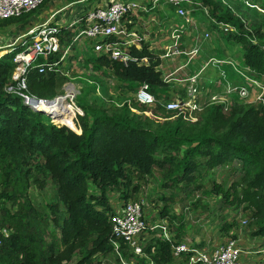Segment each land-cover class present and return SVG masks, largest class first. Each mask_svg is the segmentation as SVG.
<instances>
[{
  "label": "trees",
  "instance_id": "trees-1",
  "mask_svg": "<svg viewBox=\"0 0 264 264\" xmlns=\"http://www.w3.org/2000/svg\"><path fill=\"white\" fill-rule=\"evenodd\" d=\"M200 1L208 8L211 18L208 25L219 28V20L233 25L235 30H228L222 38L233 41L241 62L257 74L264 73V13L254 17L258 13L254 10L253 14L243 12L241 17L222 0ZM262 2L260 8H264ZM31 10L0 19V26ZM66 34L69 37V32ZM16 47L0 55V158L8 169L14 162L16 165L12 170L14 176L3 181L5 189L0 196L17 199V193L23 192L27 184L26 177L34 175L28 168L22 169V164L28 163L32 153L40 150L45 159L38 160V174L34 179L37 181L46 175L54 183L53 200L48 207L62 234L56 238L51 232L52 240L47 242L43 237L46 226L43 229L34 216L28 217L30 211L37 215L44 210L29 206L10 213L5 207L6 224L14 230L9 234L0 232V264H59L74 251L82 255L76 264H98L93 262L95 253L114 251L110 241V214L114 206L108 190L116 189L118 197L127 201L139 191V181L146 179L154 167L163 171V185L179 188L180 182L186 186L203 168L225 165L235 158L241 164L237 178L228 187L214 182L212 188L221 194L225 203H245V207L252 208L253 217L259 222L252 234L264 237V109L260 102H242L235 98L227 113L221 105L212 104L198 112L196 122L181 116L153 121L147 114L134 116L128 103L108 109L95 100H86L79 104L83 113L62 118L61 124H56L51 115L30 108L19 96L4 89L13 68ZM131 52L145 55L149 62L124 64L105 55L88 58L93 60L96 69L111 71L132 88L143 82L157 97L165 94L168 98L170 83L162 79V71L156 67L161 58L148 48L147 42L139 47L132 45ZM51 57L57 58L58 54ZM65 80V75L58 70L39 72L32 68L27 74L30 91L39 96L54 94ZM145 109L148 107L141 108ZM151 110L162 116L156 106ZM9 186L11 193L6 189ZM173 193L170 192V197ZM159 215L167 217L171 224L176 218L168 203L161 206ZM42 218L48 220L44 213ZM182 225V221L176 224V229L170 225L178 241L183 233ZM231 227L232 223L227 222L221 229L229 232ZM142 241L143 250L157 264H173L170 240L151 232ZM57 243L64 247L57 250ZM120 250L126 259H129L127 255L133 256L122 239ZM138 262L146 264L144 257H139Z\"/></svg>",
  "mask_w": 264,
  "mask_h": 264
},
{
  "label": "built area",
  "instance_id": "built-area-1",
  "mask_svg": "<svg viewBox=\"0 0 264 264\" xmlns=\"http://www.w3.org/2000/svg\"><path fill=\"white\" fill-rule=\"evenodd\" d=\"M42 1L0 0V18L19 15L35 8ZM222 1L225 2V0ZM162 6H166L167 10L170 8L176 16L185 20H189L188 14L197 9L209 14L207 6L203 5L200 0H102L99 4L74 15L71 19L42 21L20 35L19 47L12 58L13 68L10 80L6 82L4 89L19 96L22 102L30 108L35 109L41 106L51 109L55 116L62 115L64 118H71L83 113L82 108L75 101L76 93L73 88H66L64 92L52 97L39 96L31 92L27 83L28 72L32 68H37L39 72L58 70V64L64 53L57 58L51 56L61 51L62 38L68 35L66 32H69V40L63 47L65 51L81 44L80 48L84 47L86 50L88 46V51L94 57L105 55L124 64L129 61L138 64L148 63L145 55L138 56L131 52V46L139 47L143 38V35L133 27L132 16L150 14ZM55 14H50L47 19H52ZM217 26L223 30H230L234 27L222 20L217 21ZM183 31L182 27L174 26L171 29L172 40L165 46L162 54L163 56L187 55L185 63L179 67L185 66L199 49L196 44L185 47L180 42ZM207 36H209L208 32L204 34V37ZM13 43H10L9 50L15 47ZM222 63H228L233 72L230 70L226 73L224 69H221ZM210 64L219 70L221 78L209 79V81L203 79L201 71ZM231 75H234L237 80H232ZM162 78L167 82L170 80L177 83L176 92L173 94L170 92L168 98H165V94L157 97L149 90L146 83L141 82L138 84L136 99L148 106L161 105L163 109L173 113L169 117L181 116L188 121H197L198 112L208 105L219 104L222 108H227L235 98L247 100L253 95H255L253 99L260 102L264 109V73L257 74L248 64L228 55H210L197 70L183 73L178 77L168 73L162 75ZM51 104L56 106L51 108ZM143 112L160 117L150 108ZM51 117L52 122L56 124L62 121L52 115ZM112 203L114 209L110 214V241L121 264H131L122 255L121 239L128 245L133 256L144 257L146 264H157L143 250L142 240L146 232H152L172 242L173 264H247L245 256L250 253V249H244L240 239L236 236L229 235L223 241L211 244L178 241L173 237L174 233L170 229L167 217L159 215V212L153 216L145 212L143 198L131 197L127 201L118 198ZM0 232L5 233L2 225H0Z\"/></svg>",
  "mask_w": 264,
  "mask_h": 264
},
{
  "label": "rangeland",
  "instance_id": "rangeland-1",
  "mask_svg": "<svg viewBox=\"0 0 264 264\" xmlns=\"http://www.w3.org/2000/svg\"><path fill=\"white\" fill-rule=\"evenodd\" d=\"M101 1L102 0H47L46 3L43 5L41 4L42 6H37L35 9L24 13L21 16L10 18L13 20L11 23L0 26V55L7 52L6 49L10 47L11 42H14L13 46L16 47L21 38L20 35L32 26L37 25L38 23L45 20L57 21L62 19H71L74 15L86 11L94 5L99 4ZM262 1L263 0H225V2H227L233 8L235 14L241 15V17H243V12V14H253L254 10H258L257 14H253L254 17H260L261 14L264 13V8H260L261 5H259L263 3ZM197 10L201 11V9ZM54 13H57L55 19H47L49 14ZM202 13L207 16L208 20L210 19L208 14L204 13L203 11ZM154 15L159 16V13L156 11ZM160 15H163V13L160 12ZM139 20L140 22L143 21L142 19ZM248 24L249 23L246 24V27ZM143 25L146 26L147 24L144 23ZM161 27H163L162 32L164 37L162 39H164L169 35L171 27L168 25V23ZM213 29L215 32L210 33V37H212L211 39L213 41L220 40L222 37H224L225 32L228 31L216 27H213ZM145 30L147 33H149V36H155L156 33H159L157 30L162 29L158 27L155 21H151L150 24H148V28ZM231 30H235V27L229 31ZM68 40V36H64L62 38L63 47L66 46ZM222 41L226 48V53H222L217 50L219 55H228L229 57H233L235 60L241 62L237 47H235L233 41L224 38ZM81 46L82 45L80 44L79 46L73 47L72 49H68L66 51L65 48L62 47L61 51L58 53V56L64 53V56L58 64V71L65 75L66 80L63 81L61 86L58 87L54 94L49 95L48 97L55 96L57 93H62L66 88H73L76 93L75 101L78 104L84 103L86 100H95L97 103L107 107L108 109H111L114 106H120L124 103H128L135 108L131 109L134 111V116H137L136 113L142 115L146 114L141 110V108L144 106L148 107V109L155 108V105H143V103L137 101L136 91L138 85L134 89L127 81L121 80L111 71L96 69L93 66V60L88 58L89 55L91 56V53L88 51L89 47L86 46L87 49L84 50V47L80 48ZM205 61L206 59H204L201 64L203 65ZM198 67L196 69H198ZM213 68L216 72L213 71ZM220 68L224 69L226 73H229L230 70L232 71L231 66L228 63H222ZM204 71L208 79L213 80L218 77L221 78L219 70L211 64L205 67ZM10 74L6 82L10 80ZM254 97L255 95L251 96L247 100H242V102H256V100L253 99ZM231 105L227 108H222L223 112L227 113ZM209 106L210 105L206 107ZM156 110L160 112L162 116H150L153 121H163L165 119L174 120L176 118L163 116V114L169 112L163 109L161 105L156 106ZM196 122H198V120ZM44 159V154L40 150H37V153L36 151L32 153L28 163L22 164V169L28 168L30 173L32 172L31 174L34 175H30L28 178L26 177L27 184L25 183L26 186L23 192L17 193V199L12 200L4 196H0V224H2L4 227V234H9L14 230L13 226H8L6 224L7 221L5 220V207L9 209L10 213H18V210H26L27 207L31 206L30 209L36 208V210H44L40 212H42V214L44 213L48 218V220H45L42 218V214L34 215L33 211H30L28 214L29 218L34 216V220L38 221L43 229L46 226L43 231V237L45 240L50 242L53 235L54 237L56 236V238H61V228L54 222V214L48 207V203L53 200L52 191L54 183L51 181L49 176L47 177L46 175L45 178L41 177L39 180H37L38 182L34 179V176L38 174V171L36 170L38 160ZM240 166V161L235 158L231 163L225 165L217 164L210 169L203 168L199 175H197L195 179L189 182L186 186L183 185V182H180L179 188L163 185L165 182V178L162 175L163 171L157 167H154L153 171L146 176V179L139 181L140 189L133 195V197L143 198L145 200V212H148V214L152 216L156 212H159L161 206L164 203H168L170 212H174L176 214V218L174 222H172L173 224L169 223L168 221L169 226L171 225L173 229H176V224L179 221H182V226H186V228L189 229L188 235H196L197 237L201 238L204 234H209V237H207L208 239H210L211 236L216 239L217 235L221 234V237L218 239L223 241V239L229 237V235L234 234V236L240 238V240L242 239L240 242L242 246H244V249H250L246 263L264 264V237L261 235H256L261 237L260 241H256L254 244L250 245V238L255 236L252 234V231L257 228L259 223L257 219L253 217L252 208L245 207V203L238 205L225 203L221 197V194H217L212 188L214 182L228 187L232 180L237 178L239 175ZM15 167L16 165L14 162V164L9 166L8 169L4 159L0 158V192L5 189L3 187V181L14 176L12 170H14ZM6 189L9 190L10 193L13 191L11 186L7 187ZM189 189L190 191L187 192ZM170 192H174L172 197H170ZM108 195L112 202L118 200L119 198L118 191L116 189L108 190ZM164 196H169V198L165 201L163 199ZM227 222L232 223V227L230 228L231 230L229 232L223 231V228L221 229L223 224H226ZM51 232H53V235ZM144 235L147 236L149 233L146 232ZM208 239H205L202 244H205L206 240ZM212 242L213 241L209 242V244ZM57 244V250H61L64 247L62 244ZM114 252L115 251L113 250H110L107 253L97 252L94 255L93 262H98V264H121L118 254ZM81 256L82 255L78 254L77 251H74L71 257L62 258L59 264H76ZM127 257H129L128 260L131 262V264H139V257L132 255H127Z\"/></svg>",
  "mask_w": 264,
  "mask_h": 264
},
{
  "label": "crops",
  "instance_id": "crops-1",
  "mask_svg": "<svg viewBox=\"0 0 264 264\" xmlns=\"http://www.w3.org/2000/svg\"><path fill=\"white\" fill-rule=\"evenodd\" d=\"M165 7L166 6L159 7L157 9H155V11H153L150 14H140L138 16L137 15L132 16L133 27L140 34L143 35V38L140 41L141 42L140 44H142V42H147L148 48L150 50H152L156 55H158L159 58H163L159 61L158 64H156V67L160 68L162 71L161 77H162V75H165L168 73L178 77L180 75H183V73H187V72H190L192 70H197L196 68L199 66V64H200V66L198 68H200L202 66L201 63L204 61V59H207L208 56H210V55L220 56L219 53L217 52V50H219L222 53H226V48L222 43L223 38L220 37L221 38L220 40H214V41L211 39L212 37H210V33L215 32V30L208 25L209 20H208L207 16L202 13V11H199V10L191 11L190 14H188L189 20H185L184 18H180V17L176 16L174 11L171 10L170 8L167 10V8H165ZM156 11L159 13V16L154 15V13ZM160 12L163 13V15H160ZM56 14L53 15L52 19L56 18ZM49 15H48V17H49ZM208 16H209V14H208ZM209 18H210V16H209ZM139 19H142L143 21L140 22ZM151 21H155V23L158 25V27L162 29V30H157V31H159V33H158L159 35L156 33L155 36H149L148 35L149 33L146 32L145 29L148 28V24H150ZM144 23H146L147 25L146 26L143 25ZM167 23L171 27L170 31L174 26L183 28L184 31L182 32L180 42L185 47H191L194 44L199 46L197 53L192 56L191 60L185 66L179 67L180 65L185 63V61L187 59V55H170V56H163L162 55L165 51V46H167L172 40L171 36H170V31H169V35L166 38L162 39L164 37V34L162 32L163 27H161V26H164ZM206 32L209 33V36L204 37V34ZM9 48L6 50L10 51ZM213 71L216 72L214 68H213ZM201 75H202L204 80L209 81L204 69L201 71ZM230 78L232 80H237L234 75H231ZM213 80H215V79H213ZM168 82L170 83V86H169L170 89H169L168 93L170 94V92H171V94H173L174 92H176L175 90H177V89L175 86H177L178 84L173 82V81H170V80ZM147 115L151 116L149 114H147ZM182 231H183V233L180 236V240H186V241L202 244L204 242V240L208 239L207 237H209V234H206V235L204 234L203 237H201V238L197 237L196 235H194V236H191L190 234L188 235L189 229H187L186 226L183 227ZM220 237H221V234H218L216 239L213 236H211L210 239L206 240L205 244H207V243L209 244V242H211V241H213L212 243L218 242V241H220V239H218ZM260 238L261 237H259V236L251 237L250 238L251 244L250 243L249 244L252 245L256 241H260ZM245 246H247V245H245ZM247 257H248V254L245 256V261H246Z\"/></svg>",
  "mask_w": 264,
  "mask_h": 264
},
{
  "label": "water",
  "instance_id": "water-1",
  "mask_svg": "<svg viewBox=\"0 0 264 264\" xmlns=\"http://www.w3.org/2000/svg\"><path fill=\"white\" fill-rule=\"evenodd\" d=\"M34 110H37V111L52 115V116L58 118L59 120L62 119V115L55 116L54 113L51 111V109H45L44 107L38 106V107H35Z\"/></svg>",
  "mask_w": 264,
  "mask_h": 264
},
{
  "label": "bare ground",
  "instance_id": "bare-ground-1",
  "mask_svg": "<svg viewBox=\"0 0 264 264\" xmlns=\"http://www.w3.org/2000/svg\"><path fill=\"white\" fill-rule=\"evenodd\" d=\"M189 14H190V13H189ZM52 102H54V101H52ZM55 106H56V105H53V106H52V104H51L50 107H51V108H54ZM62 118H64V117H62ZM114 253H115V252H114Z\"/></svg>",
  "mask_w": 264,
  "mask_h": 264
}]
</instances>
